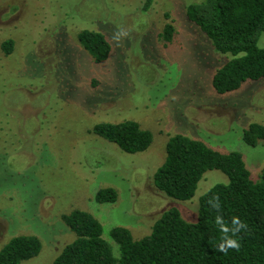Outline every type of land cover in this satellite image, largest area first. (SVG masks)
Masks as SVG:
<instances>
[{
    "label": "rangeland",
    "instance_id": "1",
    "mask_svg": "<svg viewBox=\"0 0 264 264\" xmlns=\"http://www.w3.org/2000/svg\"><path fill=\"white\" fill-rule=\"evenodd\" d=\"M0 0V247L20 234L39 237V253L19 264H51L75 234L61 219L73 209L93 213L109 237L113 226L139 239L170 206L187 222L198 200L228 176L211 169L193 197L165 196L153 184L173 134L239 151L253 179L264 164V140L242 139L251 122L264 124V78L218 93L214 72L232 56L215 49L186 15L196 0ZM166 22L174 27L162 37ZM102 33L108 57L95 62L78 34ZM13 41L6 54L5 40ZM264 47V31L258 39ZM134 120L152 142L129 154L95 134L101 122ZM113 203H97L102 187Z\"/></svg>",
    "mask_w": 264,
    "mask_h": 264
},
{
    "label": "trees",
    "instance_id": "2",
    "mask_svg": "<svg viewBox=\"0 0 264 264\" xmlns=\"http://www.w3.org/2000/svg\"><path fill=\"white\" fill-rule=\"evenodd\" d=\"M152 1L145 0L143 8H149ZM186 15L216 50L232 56L213 74L212 84L218 93L264 78V47L258 45L264 31V0H196L188 5ZM173 32L172 24L166 22L161 33L164 40L170 41ZM78 39L95 62L108 57L111 46L102 33L83 30ZM2 48L9 54L13 41L5 40ZM92 131L129 154L145 151L152 142L151 132L134 120L97 123ZM242 139L256 146L264 140V124L249 123ZM165 152L152 180L167 197L191 199L208 170L217 169L228 176V182L216 183L199 197L196 221L187 222L178 208L170 206L139 239L133 238L128 228L113 226L108 233L118 245L119 255L115 256L111 243L103 237L100 220L91 212L73 209L61 219L75 237L51 264H264V164L253 179L239 151L220 152L179 133L168 138ZM213 196L219 197V213L226 221L238 216L246 224L236 237L239 248L227 253L215 248L221 233L214 222L217 210L207 203ZM116 198L117 190L111 186L98 189L94 196L100 204L113 203ZM40 249L38 236L15 235L0 247V264H19Z\"/></svg>",
    "mask_w": 264,
    "mask_h": 264
},
{
    "label": "clouds",
    "instance_id": "3",
    "mask_svg": "<svg viewBox=\"0 0 264 264\" xmlns=\"http://www.w3.org/2000/svg\"><path fill=\"white\" fill-rule=\"evenodd\" d=\"M207 203L212 209L217 210L214 222L220 231L221 236L219 242L215 246L216 251L227 253L230 248L238 249L240 245L236 237L242 229L246 228V224L238 216H232L230 223L226 221L223 215L219 213L221 205L218 196H213Z\"/></svg>",
    "mask_w": 264,
    "mask_h": 264
}]
</instances>
